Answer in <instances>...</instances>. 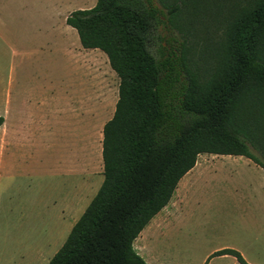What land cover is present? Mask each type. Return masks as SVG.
Here are the masks:
<instances>
[{"label":"rangeland","instance_id":"rangeland-1","mask_svg":"<svg viewBox=\"0 0 264 264\" xmlns=\"http://www.w3.org/2000/svg\"><path fill=\"white\" fill-rule=\"evenodd\" d=\"M53 2L60 21L68 10L92 8L96 0H0V113L10 82L9 117L27 119L29 136L23 148L13 138L3 149L0 139V264H48L103 181L102 127L113 116L119 82L116 75L107 77L106 56L101 61L102 52L88 51L94 64L85 72L58 61L48 64L42 52L12 53L13 46L33 43L36 27ZM178 2L181 13L175 25L163 24L159 30L172 40L167 51L177 52L186 41L188 65L203 81L224 54L229 18L216 15L215 4L226 3ZM152 3L161 8L158 0ZM16 90L22 91L17 103L23 104L17 110ZM34 100L39 104H29ZM247 166L253 167L242 157L200 154L195 168L209 169L185 179L173 205L155 216H173L172 222L166 229H144L134 249L144 244L153 264H204L210 252L224 248L238 251L248 264H264V236L258 237L264 230L249 222L255 216L248 215L241 200L242 169ZM226 258L210 264H238L234 257Z\"/></svg>","mask_w":264,"mask_h":264},{"label":"trees","instance_id":"trees-1","mask_svg":"<svg viewBox=\"0 0 264 264\" xmlns=\"http://www.w3.org/2000/svg\"><path fill=\"white\" fill-rule=\"evenodd\" d=\"M158 1L96 0L65 19L83 49L104 53L118 98L102 127L103 181L48 264H147L133 243L200 154L241 156L264 170V0L215 4L229 18L225 50L203 81L186 41L167 51L172 40L159 30L175 25L180 2ZM224 255L248 264L228 248L210 257Z\"/></svg>","mask_w":264,"mask_h":264},{"label":"crops","instance_id":"crops-1","mask_svg":"<svg viewBox=\"0 0 264 264\" xmlns=\"http://www.w3.org/2000/svg\"><path fill=\"white\" fill-rule=\"evenodd\" d=\"M80 9H81L80 7H76L75 9H71V11L68 10L64 15H60L59 16L60 21H57L56 5L53 2L51 9L50 6H48L47 10H45L42 24L36 27L37 33L36 35H34L33 41H31L33 43H29V45L27 46H21V45H18L17 47L13 46L15 48H13L12 53L22 56H35L36 53L42 52L45 54L46 57L45 62H47L48 64L50 62L58 61L59 63H61L62 66L73 68L79 71L83 70L85 72H88L89 69L93 68V64H94V61L88 59V55H89L88 51H91V49H83L80 45L77 32L70 26L66 25L65 23V19L70 12ZM20 47L25 50H21ZM93 51H99V50L95 49ZM93 53H99V52H93ZM98 57L101 61L103 59H106L104 53L99 54ZM105 71L107 73L108 78L115 77V73L110 69L109 65L107 66V68H105ZM10 84L11 83L8 82V85H6L5 87V102H4V106L1 108V113H0V117H2L3 119V123L0 126V131L2 136V138L0 139L3 149L4 148L7 149L8 147L11 146L7 141L12 140L13 138H14L13 140L21 144V148L24 147L23 145H25V143L29 142L28 139L29 136L26 134V131L24 129V126L26 125L28 120L27 119L24 120L22 117L18 116V114H15L11 118L9 117L10 95L13 93L12 92L13 89L11 88ZM21 95H22L21 90H16L14 92V96L16 97V103H17V99H19ZM31 103L33 104L35 103V105L39 104L37 103V100H34L29 104ZM22 105L23 104L18 102L14 107V109L17 110ZM70 105L73 106L74 103L70 101ZM76 106L77 105H75V107ZM10 124L12 127H14V130L9 129L12 128L10 127ZM233 157H241V156H233ZM247 163L253 165V167L247 166L246 168L242 169V171L244 172L242 175L245 177L241 179L243 186L242 187L243 190L241 192V200L246 205V211L248 212V215L255 216L250 218L249 222L257 226L259 229L264 230V170L258 165H255L249 159H247ZM195 166L180 179L170 202L160 212L167 209L169 205H173L172 201L177 191L181 190L183 192L185 187V184L183 183L185 179L193 173V171L199 170V172H203L209 169V168L196 169ZM235 171L236 170H233L232 174H236ZM180 185L182 188H179ZM172 220H173V216L170 217L168 215L161 216L159 220H156V217H154L144 229L146 228L155 229L157 228V226L166 229L167 225L170 224ZM162 232L163 234L161 237L164 236V231ZM263 236L264 233L258 237L261 238ZM133 248H134V243H133ZM254 250L256 253H259L260 251L257 248V246ZM214 252L216 251L210 252L207 255L208 258L205 260L204 264H210V262L215 258L227 259L226 257L229 256V255H224L220 257L211 258L210 256ZM136 253L147 264H153L150 258H147L145 254L144 244L139 246V251H136Z\"/></svg>","mask_w":264,"mask_h":264}]
</instances>
